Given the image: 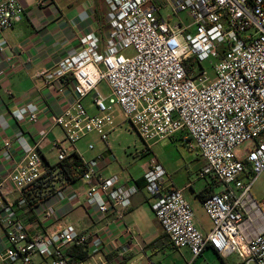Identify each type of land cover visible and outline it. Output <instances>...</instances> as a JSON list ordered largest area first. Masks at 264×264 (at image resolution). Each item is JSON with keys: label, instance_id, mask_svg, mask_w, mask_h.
<instances>
[{"label": "built area", "instance_id": "built-area-1", "mask_svg": "<svg viewBox=\"0 0 264 264\" xmlns=\"http://www.w3.org/2000/svg\"><path fill=\"white\" fill-rule=\"evenodd\" d=\"M104 2L114 13L104 48L101 51L92 33L70 60L68 72L77 99L54 120L64 132V139L54 144L58 163L73 155L75 144L89 134L108 140L106 129L114 125V106L145 142L185 133L207 162L200 176L215 177L221 188L202 202L212 223L204 235L183 189L164 192V168L149 166L146 188L157 198L153 210L171 244L190 251L188 264H194L208 248L223 259L237 256L236 264H264V199L259 201L252 193L264 175V0ZM167 5L174 14L186 12L190 24L163 18L161 11ZM24 11L19 0H1L0 31L21 23ZM4 49L0 47L1 52ZM205 62L213 78L203 67ZM9 66L14 70L16 64ZM38 76L46 82L52 78L46 71ZM101 81L107 82L111 95L106 100L96 94L98 113L90 114L83 101ZM39 110L29 102L15 106L12 115L20 125L36 124ZM16 144L24 158L8 177L20 197L2 202L7 246L0 262L33 264L37 258L39 264H72L68 250L76 246L89 250L90 257L82 264H110L109 251L99 237L71 224L32 233L20 220L18 210L29 207L26 191L42 184V196H47L69 181L59 167L45 165L40 142L30 145L20 137ZM13 145L4 141L0 158L9 155ZM103 159L99 155L82 160L84 167H77L80 180L88 184L86 204L100 215L112 205L128 208L138 192L135 184L117 186L115 179L98 174ZM1 191L7 193L2 179ZM55 213L51 206L43 217L53 218Z\"/></svg>", "mask_w": 264, "mask_h": 264}, {"label": "crops", "instance_id": "crops-1", "mask_svg": "<svg viewBox=\"0 0 264 264\" xmlns=\"http://www.w3.org/2000/svg\"><path fill=\"white\" fill-rule=\"evenodd\" d=\"M19 2L25 9L22 22L12 29L0 31V47L5 48L0 51V148L7 140L14 144L11 153L0 158V179L7 192H0V212L2 202L16 201L20 197V192L8 177L24 158V152L16 144L17 138L23 137L30 145L40 142L39 151L45 165L48 168L57 165L54 144L64 139V132L54 124V120L77 99L74 79L68 72L70 60L92 33L98 37L102 51L114 18L113 10L106 6L104 0L86 3L77 9L63 7L58 0ZM9 63L16 64L14 70L10 69ZM42 71L52 75L49 82L38 76ZM29 102L39 106V121L20 125L13 117L12 110ZM106 130L109 133L106 142L97 133L89 134L75 144L73 154L85 162L102 155L104 159L99 162L98 174L106 179H115L117 186L137 185L138 192L133 196L131 206L122 208L112 205L106 214L100 215L95 208L87 206L85 192L88 184L79 180L60 184L39 203L18 210L20 220L32 233H44L71 224L80 232L99 237L103 241V249L109 251L107 259L110 264H167V261L171 264H188L192 258L190 251L174 247L155 216L153 205L157 198L148 192L145 181L150 165L141 168L137 176L123 167L121 171L116 170L114 143L119 137V130L115 125ZM183 134L185 141L193 142ZM91 145L93 149H90ZM211 181L206 180L200 187L190 180L181 186L175 182L170 185L162 182L164 192L183 189L194 210L196 226L204 235L210 232L212 223L203 210L200 193ZM218 191L220 189L216 188L215 192ZM262 199L264 194L257 200ZM51 206L55 209V216L44 219V211ZM6 246L0 213V254ZM210 251L213 249L205 250ZM231 257L224 259V264L239 261L236 256V261L231 263Z\"/></svg>", "mask_w": 264, "mask_h": 264}, {"label": "rangeland", "instance_id": "rangeland-1", "mask_svg": "<svg viewBox=\"0 0 264 264\" xmlns=\"http://www.w3.org/2000/svg\"><path fill=\"white\" fill-rule=\"evenodd\" d=\"M96 0H58L61 6H68L71 9L85 5L86 3H95ZM162 1V0H159ZM160 3V2H159ZM163 18L170 20L172 23L182 20L185 24H190L186 12L174 14L170 5L164 7L161 11ZM203 67L208 72L211 78L214 77L209 62H205ZM100 94L103 98L108 100L111 95L110 88L106 81H101L97 89L91 93L83 101V105L90 114L98 113L97 108L94 106V95ZM113 124L119 130V137L114 143V156L116 162L114 168L121 171H132L134 175H139V171L146 164H159L164 170L163 184H175L181 186L184 183L195 181V186L200 187L206 180L211 181V177L207 176L206 179L200 177L201 172L205 170L207 162L201 156L200 151L196 148L194 142L185 141L179 133L171 138L164 140L145 142L139 134L132 128L131 123L123 116L120 109L116 106L112 110ZM123 167V168H122ZM221 187H218L220 189ZM252 193L256 199L264 194V175L255 183ZM236 261V256L230 258V262ZM167 264H171L167 261ZM39 259H35L33 264H39ZM17 264H22L21 262ZM165 264V263H161ZM195 264V263H194ZM196 264H224L221 257L213 251L204 252L196 261Z\"/></svg>", "mask_w": 264, "mask_h": 264}, {"label": "trees", "instance_id": "trees-1", "mask_svg": "<svg viewBox=\"0 0 264 264\" xmlns=\"http://www.w3.org/2000/svg\"><path fill=\"white\" fill-rule=\"evenodd\" d=\"M78 166L84 167L81 157L78 156L77 154H73L69 156L66 160L57 163L56 165V167H59L61 169V172L65 175L66 179L70 183H75L79 181L81 178V172L77 170ZM41 185L38 186L37 188H33L26 191L29 207H32L33 205L39 203L42 199L46 197V196H42L43 188L41 189ZM218 187H220V182L217 181L215 177H212L211 184L207 186L202 191V193H200V197L204 201L207 197L212 195L215 192V189ZM68 257L72 264H79L81 262H85L86 260H88L90 257V253L87 248L73 246L68 250ZM221 259L222 261L224 260L222 257Z\"/></svg>", "mask_w": 264, "mask_h": 264}]
</instances>
